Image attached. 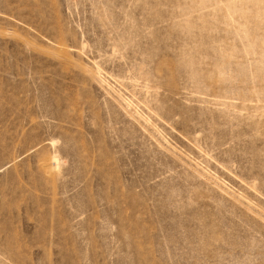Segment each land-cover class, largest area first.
Listing matches in <instances>:
<instances>
[{
	"label": "rangeland",
	"instance_id": "obj_1",
	"mask_svg": "<svg viewBox=\"0 0 264 264\" xmlns=\"http://www.w3.org/2000/svg\"><path fill=\"white\" fill-rule=\"evenodd\" d=\"M0 264H264V0H0Z\"/></svg>",
	"mask_w": 264,
	"mask_h": 264
}]
</instances>
